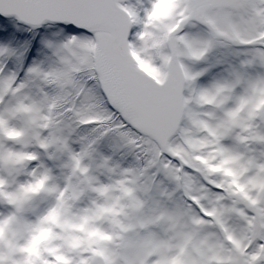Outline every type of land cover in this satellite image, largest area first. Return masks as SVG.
Returning a JSON list of instances; mask_svg holds the SVG:
<instances>
[{
	"label": "snow or ice",
	"instance_id": "obj_1",
	"mask_svg": "<svg viewBox=\"0 0 264 264\" xmlns=\"http://www.w3.org/2000/svg\"><path fill=\"white\" fill-rule=\"evenodd\" d=\"M0 264H264V0H0Z\"/></svg>",
	"mask_w": 264,
	"mask_h": 264
},
{
	"label": "rangeland",
	"instance_id": "obj_2",
	"mask_svg": "<svg viewBox=\"0 0 264 264\" xmlns=\"http://www.w3.org/2000/svg\"><path fill=\"white\" fill-rule=\"evenodd\" d=\"M224 52H226V53H224ZM231 55H232V53H230L226 50H221L219 53H217V56L220 58L230 57ZM102 148H104L105 151L100 150V153H99L97 159H100L101 153L105 152V154H111L113 156V159L116 158L115 157L116 155H119L121 158H117L118 159L117 161L121 162V164L123 166H138L140 163L139 161H137L135 159V156L131 152L126 151L124 149H121L119 147L117 149H116V147L110 148L107 146V143H106L104 146H102Z\"/></svg>",
	"mask_w": 264,
	"mask_h": 264
},
{
	"label": "bare ground",
	"instance_id": "obj_3",
	"mask_svg": "<svg viewBox=\"0 0 264 264\" xmlns=\"http://www.w3.org/2000/svg\"><path fill=\"white\" fill-rule=\"evenodd\" d=\"M224 53H226V52H224ZM118 147H116V149H117ZM101 150H103V151H105L104 150V148H101ZM117 151V150H116ZM102 155H111V154H105V152L104 153H101ZM98 155H99V153H98ZM98 155H97V157H98ZM112 156V155H111ZM116 158L114 159V161H117L118 159L117 158H121L119 155H116L115 156ZM121 163V162H120ZM123 163V162H122Z\"/></svg>",
	"mask_w": 264,
	"mask_h": 264
}]
</instances>
